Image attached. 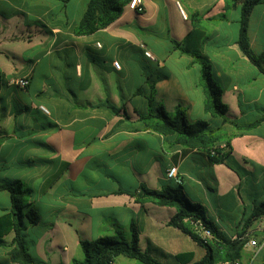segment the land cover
<instances>
[{
	"label": "crops",
	"instance_id": "crops-1",
	"mask_svg": "<svg viewBox=\"0 0 264 264\" xmlns=\"http://www.w3.org/2000/svg\"><path fill=\"white\" fill-rule=\"evenodd\" d=\"M88 3L0 0V181L20 180L32 192L40 221L23 231L26 246L46 264H73L83 259L81 241L117 231L131 241L135 224L142 253L163 264L191 253L185 261L199 262L206 249L170 225L176 209L137 197L176 188L167 177L176 166L185 195L232 241L264 202V75L238 44L241 0H142V12L127 5L107 28L76 35ZM248 36L264 52V2ZM195 54L212 66L224 116L205 109ZM25 77L27 89L11 84ZM152 95L169 115L181 109L191 122L207 121L228 162L146 127ZM11 209L10 193L0 191V216ZM246 229L235 261L264 264L258 220ZM15 236L4 237L0 264H18L9 255ZM113 264L139 263L121 255Z\"/></svg>",
	"mask_w": 264,
	"mask_h": 264
},
{
	"label": "trees",
	"instance_id": "trees-1",
	"mask_svg": "<svg viewBox=\"0 0 264 264\" xmlns=\"http://www.w3.org/2000/svg\"><path fill=\"white\" fill-rule=\"evenodd\" d=\"M131 0H89L87 9L76 26V35H89L98 30L105 29L115 22L124 12ZM264 0H241V18L238 44L246 57L264 75V52L257 54L251 47L248 27L253 9ZM143 11V8H142ZM186 52V50L182 49ZM196 60L201 65V84L205 89V109L214 116H224L227 106L221 100L222 88L216 82L212 66L195 54ZM0 74V88L2 78ZM149 111L141 116L142 122L152 131L161 135H174L176 141L186 147L204 150L213 163H227L229 155L222 152L217 143L219 137L216 131L211 130L207 121L191 122L187 114L178 109L175 114L169 115L165 109L155 104L154 95L147 97ZM262 121V120H261ZM260 121L249 124L256 126ZM2 137L0 136V147ZM0 191L10 193L12 201L11 212L0 216V246L4 244V237L11 231L16 236L10 250L11 261L18 264H46L35 259L28 250L23 237V231L28 225H35L40 221V215L35 209H30L28 197L31 190L20 180L0 181ZM138 202L151 201L161 206L173 207L176 214L171 218L170 225L189 235L195 242L204 247L207 255L199 262L191 264H227L240 257L244 245L246 228L252 222L264 218V202L253 209L251 216L245 221V230L239 233V239L232 241L227 238L206 215L205 208L194 203L185 195L182 185L176 188L168 187L162 191L144 189L142 197H137ZM27 219V222H25ZM187 220L201 221L212 232L213 239L204 241L197 236ZM131 241L126 240L123 232L117 231L114 236H104L92 241H81L83 259H75L73 264H113L118 256L135 259L139 264H163L160 261L142 253L139 249V235L135 224L130 227ZM192 254L185 253L177 256L181 264H190L185 261Z\"/></svg>",
	"mask_w": 264,
	"mask_h": 264
},
{
	"label": "built area",
	"instance_id": "built-area-1",
	"mask_svg": "<svg viewBox=\"0 0 264 264\" xmlns=\"http://www.w3.org/2000/svg\"><path fill=\"white\" fill-rule=\"evenodd\" d=\"M129 7L137 10L138 12H142V0H131ZM144 47V46H143ZM145 55L149 58L153 59L152 54L149 51L145 52ZM113 66L116 70L121 69V64L119 61H114ZM11 84L21 88V89H27L30 85V80L28 77L25 78H18L11 82ZM40 109L46 113L49 114V111L46 107L41 106ZM168 179L175 182L177 185H182L183 181L179 174L178 168L176 166H173L169 168L167 172ZM187 222L191 225L193 232L199 236L204 241H210L213 239L212 232L209 228H207L201 221H193V220H187ZM258 228L261 230L263 234V243H264V218H261L258 220ZM227 264H240L239 261H233Z\"/></svg>",
	"mask_w": 264,
	"mask_h": 264
},
{
	"label": "rangeland",
	"instance_id": "rangeland-1",
	"mask_svg": "<svg viewBox=\"0 0 264 264\" xmlns=\"http://www.w3.org/2000/svg\"><path fill=\"white\" fill-rule=\"evenodd\" d=\"M77 1H75L73 4H72V7H73V9L75 10V9H79L78 8V6H79V4L77 5ZM175 187H177L178 185L175 183V184H173ZM4 194H8V193H4Z\"/></svg>",
	"mask_w": 264,
	"mask_h": 264
}]
</instances>
